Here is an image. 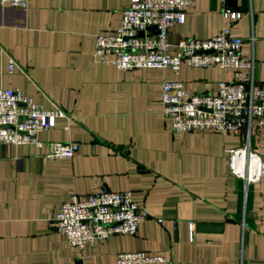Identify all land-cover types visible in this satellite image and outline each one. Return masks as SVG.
I'll return each instance as SVG.
<instances>
[{
    "label": "crops",
    "instance_id": "obj_1",
    "mask_svg": "<svg viewBox=\"0 0 264 264\" xmlns=\"http://www.w3.org/2000/svg\"><path fill=\"white\" fill-rule=\"evenodd\" d=\"M195 0L168 34L170 55L183 38H211L228 28L241 38L264 89V0ZM130 0H28L0 8V89L61 109L43 143H76L70 159L48 160L46 148L0 145V264H116L122 252L163 255L151 264H264V175L246 185L228 170V150L244 137L216 132L174 135L162 114L161 85L189 93L217 90L232 73L218 67L117 72L93 59L98 34H113ZM239 12L223 20L222 12ZM10 61L14 63L9 72ZM264 162V125L250 136ZM131 192L146 214L134 235L116 234L83 249L56 229L71 196Z\"/></svg>",
    "mask_w": 264,
    "mask_h": 264
},
{
    "label": "built area",
    "instance_id": "obj_2",
    "mask_svg": "<svg viewBox=\"0 0 264 264\" xmlns=\"http://www.w3.org/2000/svg\"><path fill=\"white\" fill-rule=\"evenodd\" d=\"M27 3L28 0H0V8L25 9ZM194 3L195 0H130L122 11L118 29L113 34L96 36L92 57L113 65L117 72L170 69L177 74L182 65L231 72L232 80L219 82L212 93H189L179 81H164L162 114L174 135L211 131L243 136L241 147L228 150V170L246 185L258 183L264 175V162L251 151L249 141L252 131L264 125V89L255 85L254 61L241 58L243 40L223 28L211 38H183L176 44V54L168 53L170 30L184 23ZM240 16L239 12H222L223 20L233 21ZM13 67L10 61L9 72ZM58 118L68 116L57 107L45 110L20 92L0 89V145H31L37 150L45 147L48 160L70 159L78 153V144H45L38 138L39 133L51 130ZM145 218L131 192L102 190L82 198L71 196L57 211L55 223L73 248L83 249L116 234L134 235ZM115 261L151 264L163 262L165 257L133 251L118 253Z\"/></svg>",
    "mask_w": 264,
    "mask_h": 264
},
{
    "label": "water",
    "instance_id": "obj_3",
    "mask_svg": "<svg viewBox=\"0 0 264 264\" xmlns=\"http://www.w3.org/2000/svg\"><path fill=\"white\" fill-rule=\"evenodd\" d=\"M229 2H232L231 4H233L235 1L234 0H230ZM240 9L244 10V11H246L248 9V1L247 0H242V4H241V8ZM142 35H143V33L140 32L139 36H142Z\"/></svg>",
    "mask_w": 264,
    "mask_h": 264
}]
</instances>
